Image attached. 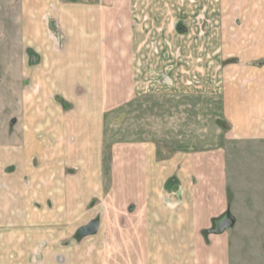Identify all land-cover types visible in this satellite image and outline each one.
Segmentation results:
<instances>
[{"label":"crops","instance_id":"obj_1","mask_svg":"<svg viewBox=\"0 0 264 264\" xmlns=\"http://www.w3.org/2000/svg\"><path fill=\"white\" fill-rule=\"evenodd\" d=\"M0 78V264H244L225 151L106 157L105 117L215 94L264 141V0H0Z\"/></svg>","mask_w":264,"mask_h":264},{"label":"rangeland","instance_id":"obj_2","mask_svg":"<svg viewBox=\"0 0 264 264\" xmlns=\"http://www.w3.org/2000/svg\"><path fill=\"white\" fill-rule=\"evenodd\" d=\"M10 91L6 99L0 92V123L6 127L16 122ZM230 131L222 99L215 94L152 92L106 114L105 155L114 144L133 142L156 144L165 156L224 150L234 246L244 264H264V141H238Z\"/></svg>","mask_w":264,"mask_h":264},{"label":"water","instance_id":"obj_3","mask_svg":"<svg viewBox=\"0 0 264 264\" xmlns=\"http://www.w3.org/2000/svg\"><path fill=\"white\" fill-rule=\"evenodd\" d=\"M233 224H234V220L232 218L231 219L229 218L228 222H226L224 226L225 228H227V226L231 227L233 226Z\"/></svg>","mask_w":264,"mask_h":264}]
</instances>
